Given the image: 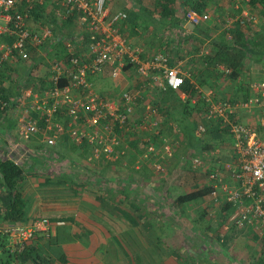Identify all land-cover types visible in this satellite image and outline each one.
Wrapping results in <instances>:
<instances>
[{"label": "crops", "instance_id": "1", "mask_svg": "<svg viewBox=\"0 0 264 264\" xmlns=\"http://www.w3.org/2000/svg\"><path fill=\"white\" fill-rule=\"evenodd\" d=\"M130 1L129 4L123 1L119 11L129 12L134 4L142 6L146 0ZM156 2L153 0L151 12L156 9ZM187 3L189 6L199 4L201 13L209 16L208 20L200 26H191L183 18H177V23L163 29L168 28L164 35L161 29L155 32L152 27L156 24L153 23L157 19L155 15L138 17L137 23L144 22L148 27L135 28L134 35L130 36L149 35L151 39L143 40L142 37L143 44L137 43L139 56L149 58L158 53L166 54L191 86V97L179 91L165 102L161 101L163 91L147 95L141 90L145 100L156 108L160 122L159 130L152 131L145 141L154 149L160 146L157 154L162 158L164 139L169 141L174 152L182 147L183 154H189L188 166L192 159H201V173L196 172L198 177L190 178L191 183L201 184V187L193 186L184 193L156 195L154 192L164 178L152 184L150 180L145 181V188H138L139 192L124 193L116 187L121 180L115 184L113 180L101 178L99 184L104 187L94 189V183L82 177L83 168L75 162H68L67 173L57 172L56 160L62 157L55 150L17 143L15 110L0 114V161L13 160L23 170L19 189L26 203L25 222L47 219L51 224L52 241L34 243L38 254L49 264H249L264 251V227L255 224L238 229L231 222L232 208L219 188L231 183L230 170L235 167L232 139L226 123L205 117L208 107L205 99L213 104L228 101L235 105L232 113L227 114L230 120L251 126L259 136H264V107L252 108L249 114L240 107L252 95L250 86L264 81V0H187ZM73 25L76 31V35L72 33L73 39L79 40L83 33ZM153 38L164 43L163 50L159 48L153 52ZM145 49L153 53L148 54ZM222 54L232 68L221 63L219 56ZM8 64L11 70L6 77L14 72L12 76L29 78L31 61L11 57ZM126 72H134V69ZM134 85L139 87V81ZM38 87L30 88L41 90ZM140 110L143 118L142 107ZM200 125L204 133L196 137L195 129ZM170 132L177 137L181 135V141L173 138ZM141 138L137 137L140 143L137 145L144 146L140 150L144 155L149 144L143 143ZM74 152L85 154L82 149ZM158 156L153 155L154 164H160ZM173 165L179 170L186 168ZM214 173L217 179L211 181L209 177ZM167 180L174 185L173 189L179 188L174 180ZM215 184L218 196H212L211 190L198 200L176 202L186 193L211 189ZM5 195L0 178V211ZM164 201L169 202V214H164Z\"/></svg>", "mask_w": 264, "mask_h": 264}, {"label": "built area", "instance_id": "2", "mask_svg": "<svg viewBox=\"0 0 264 264\" xmlns=\"http://www.w3.org/2000/svg\"><path fill=\"white\" fill-rule=\"evenodd\" d=\"M108 1L52 0L47 3L43 0H0V38L6 36L11 39L10 44L0 41V68L9 63L11 57L28 62V51L31 48L40 50L44 46L56 44L52 23L43 22L38 29L28 26L29 13L35 5L52 6L55 23L72 19L83 33L82 38L76 41L80 45L78 49H73L70 42H64L66 57L49 64L50 87L24 94L32 99L29 109L34 114L25 111L18 118L17 134L22 140L40 134V141L52 147L59 138L66 135L70 142L78 146L86 142L91 147L90 158L93 160L97 161L100 157L107 161L117 159L120 155L117 150L120 136L123 132L135 133L136 126L133 123L132 127L129 126V116L133 105L144 98L141 90L180 91L184 73L178 66L169 64L166 54L141 58L138 50H132L120 33V26L127 19V14L122 10L109 11ZM208 18L206 13H197L190 8L184 13V20L191 26H200ZM128 66L135 70L140 86L134 92H123L118 102L95 93L93 84L87 81L88 77L93 79L105 73L115 80L123 68ZM62 77L67 80V85L60 88L57 83ZM250 91L252 95L240 105L247 114L252 108L264 107V81L253 83ZM25 103L22 100V104ZM205 103L208 105L205 117L226 123L232 139L231 151L235 167L230 170L231 183L230 186L225 184L219 188L225 195L226 203L232 208L231 222L238 229L255 224L264 227V136H259L251 126L236 119L230 120L227 114L235 109V105L230 102L219 101L213 104L205 99ZM0 106L1 109L9 108L10 103L0 102ZM59 113L63 116L61 123L57 121ZM39 119L45 125L41 131L37 125ZM140 124L143 128L145 125L146 128L150 126L154 133L159 130L160 122L153 105L146 108L142 123L140 120L137 128ZM202 133L204 127L200 125L195 129V136L199 137ZM162 143L163 153L168 160L172 156L171 145L164 139ZM152 153L153 149L147 151V154ZM147 154L145 152L144 155L147 157ZM191 164L200 167L202 162L194 158ZM154 166L157 170L160 168L159 163ZM209 179L216 181L217 174H211ZM217 187V184L211 187L212 196H218ZM35 233L50 236L49 221L39 219L27 226L0 225V235L7 236L12 245L20 248Z\"/></svg>", "mask_w": 264, "mask_h": 264}, {"label": "trees", "instance_id": "3", "mask_svg": "<svg viewBox=\"0 0 264 264\" xmlns=\"http://www.w3.org/2000/svg\"><path fill=\"white\" fill-rule=\"evenodd\" d=\"M43 1L48 3V2H51L52 0H43ZM136 3H138L137 0H136ZM139 5H140L139 3L137 6H135L134 4L133 8L129 12H126L127 19L123 22V25H124L123 28H126L127 26L129 27L128 36L134 35L135 28L140 27L141 29H143L145 26H147L142 21H141L142 23L139 25L136 21L138 17L143 18L144 16V18L145 17L150 18L152 15H155L157 19H155L153 23H156V24L152 25V27L156 29L158 27L166 28L167 26H169V24L173 25L174 23H177L178 22L177 18L181 17L180 19L182 18L184 19V13L187 8H190L197 13H201V9H199V4L191 3V5L189 6L187 3V0H157L156 7H155L156 9L153 10L152 12L147 10L143 6L141 5L139 6ZM44 9H45V6L41 7L39 5H35L29 13L30 21L36 19L39 21L44 20L43 22L45 23L46 22L52 23L54 27V36L56 37L55 39L57 40L56 44L50 47L44 46L40 50L38 49L35 50L34 48H31L28 51V55H29L28 62L31 61V72L29 74L30 75L29 78H26V77L20 78V76H17L16 74H15L16 76L15 75L12 76L14 72L13 73L11 72L10 76L6 77L11 70L9 69L11 66L8 63L3 65L0 68V102L10 103L9 108L1 109V106H0V114L3 115L10 109H12L13 111L15 110L17 122H18V118L21 115H23L25 111H27V113L31 112L29 108L31 106L32 99L24 95V93L27 91L26 89L27 88L31 89L33 85L34 87L37 88L39 85L41 87L40 88L41 90L32 91L34 89H31L30 92H40L50 87V84L48 83V78L50 76L49 64L53 60H59V59H63L64 57H66L67 51H66L64 42H70L71 45L73 46V49H78L80 47V45L76 43L77 37L73 39V36H72V33L75 32L72 28V26H74L72 19H66L62 23L57 24L53 20L52 11L49 15L45 14L46 16H43L44 15L43 13H45ZM157 20L159 21V23L157 22ZM168 20L170 23L168 22ZM0 41L6 44L11 43V39L6 36H1ZM225 48L227 47L225 46ZM31 54H34V55L31 57L30 56ZM50 55L52 56V60H49V62H46L45 65L42 64V60H43L42 57L44 56L50 57ZM219 57H220V61L222 64H224L225 66L229 68H232L230 66L231 62L228 61L226 56L222 54ZM171 60L169 57V64L172 66ZM129 68L130 66L124 67L123 71H128ZM39 70H42V71H39ZM101 76L103 75H98L97 77L93 79H97ZM87 81L93 84L94 80H92L91 77H88ZM3 83L5 84V86ZM65 85H67V80L64 77L60 78V80L57 83V86L61 88ZM180 91L186 93L187 95H189V97L193 95L191 86L189 85L188 81L185 79L183 80V84L180 88ZM174 93L175 92L170 89H166L165 91L161 92V94H164V96L161 97V101L165 102L166 100L172 98ZM22 100H25L27 103L22 104ZM29 114L32 115L34 113L31 112ZM58 117L62 118L63 116L61 113H59ZM37 125L40 131L45 126L43 123V120L41 119L38 120ZM125 133L131 134V132H125ZM40 138H41L40 134H37L35 137H32L29 140H22L18 136L17 140L18 142H21L24 145H31L34 142H36L37 145L35 144V146L40 147L41 146L40 144L44 145L40 141ZM62 139H65V142H68L70 144V149H72L73 151H75L76 149H82L83 152L88 155L91 149V147L86 142H83L80 146H78L77 144L73 142H70V140L66 137V135L62 136L61 140ZM129 143H130L131 148L135 147V142L129 141ZM121 144L119 143V146H117V150L119 151V153H123L124 151ZM119 157H122V156L119 155ZM97 161L100 164L102 163L105 167H108V161L105 160L103 157H100ZM22 177H23V170L20 165L16 164L13 160H10V159L0 161V178L2 182V187L5 190V194H6L3 199L4 200L3 209L0 211V225L1 224H11V225L27 226L30 223L35 221L33 220L28 223L25 222L26 221V216H25L26 203L19 189V183L21 182ZM210 192H211L210 188L189 192V193H186L178 197L176 202L181 203V204L189 203V202L198 200L208 195ZM51 238H52L51 234L50 236H45L42 233H35L29 241L22 243V247L20 248L17 245H12L10 242V238H8L7 236L0 235V264H49L48 260L47 261L44 260V258H41V256L38 254L37 251L39 250L36 249V245L34 243L40 240H44L45 242L50 243L52 241ZM7 240L9 241V245L7 244ZM29 243L31 244L28 245ZM249 264H264V251H262L261 254L257 258L253 259L252 262H250Z\"/></svg>", "mask_w": 264, "mask_h": 264}, {"label": "rangeland", "instance_id": "4", "mask_svg": "<svg viewBox=\"0 0 264 264\" xmlns=\"http://www.w3.org/2000/svg\"><path fill=\"white\" fill-rule=\"evenodd\" d=\"M123 1L125 0H109V4H108V8L109 11L113 12V11H119L120 7L123 5ZM126 4H129L131 1L130 0H126ZM142 6L144 8H146L147 10L151 11V9L154 7L153 4V0H146L145 2L142 3ZM123 9V8H121ZM52 11V6L47 5L45 7V13H43V16H46L45 14L49 15ZM42 21H37L35 20H31L28 23V26L32 29H38L39 25L42 26L43 22ZM78 29V26L76 27ZM165 27H158L155 29V32L159 31V29H161V31H163ZM128 29L129 27L127 26L126 28L123 29V25L120 26V33L125 37L127 45L132 49H136L138 48L137 43L143 44L142 39H151V37L149 35H143L140 36L138 34V38L136 37H131L128 36ZM74 30V29H73ZM71 30V31H73ZM139 31V30H138ZM76 32V31H75ZM80 32L79 30L77 31V33ZM160 32V31H159ZM163 32L164 35L168 33V28L165 29ZM72 33V32H71ZM143 33V32H142ZM76 34V33H75ZM159 37V35H157ZM162 36V35H161ZM168 36V35H166ZM143 37V38H142ZM131 38H134L133 40H131ZM142 38V39H141ZM141 39V41H140ZM154 40V44L152 48L153 50L151 51H147L148 54L153 53L157 50H163L164 49V43H162L161 41H156L157 39L153 38ZM136 42V43H135ZM156 43V44H155ZM163 46V47H162ZM167 49V48H166ZM153 51V52H152ZM34 54H31L30 56L32 57ZM52 55V54H51ZM44 56L42 57V64H46V62H49V60H52V56ZM131 69V68H129ZM132 70V69H131ZM42 71V70H39ZM93 81V90L100 96L106 98V99H111V100H116L118 102L120 95L123 92H129L132 91L134 92L136 90V88L138 87L137 85H134L137 83V81H139L137 79V74L134 70V72H126V71H122L120 76L113 80L111 79L108 74H104L103 76L97 78V79H92ZM131 86V87H130ZM156 91V90H155ZM155 91H151V92H145V94L147 95H151L152 93L154 94ZM146 95V96H147ZM150 99L152 100V97L150 96ZM27 103V102H26ZM153 104L150 103L149 101H146L145 98L144 100L141 102H137L133 105V111L131 113V115L129 116V126L132 127V123L136 126V128L134 129L135 133H125L123 132V135H119L120 136V144L122 146V148L124 149L123 153H120V156L122 157H118V159L115 160H108V167H105L102 163L100 164L98 161L96 162V160H93L92 158H90V151L87 154H80L79 152H74L72 149H70V144L68 142H65V139L59 138L58 141H56V144L52 147H47L45 144L42 145L40 144L42 147H46L47 149H53L55 150L61 157L62 159L58 158L56 160V169H58L57 172L59 173H67V170H69V165L68 162L72 161L75 162V165H79V167L81 166L83 169L82 172V177H87L88 179L91 180V182L94 183V189L97 188H103L104 186H100L99 182H101V178H107V180H113V182L115 184H118L119 181L117 180H121L119 185H117L116 187L120 190L119 192H124V193H128V192H139L138 188H145L144 184L145 181L150 180L149 183L152 184V181L155 182H159V180L164 179L165 181L161 182V184L159 185L160 188L158 190H155V194L158 195H164L167 193H184V192H188L191 189H193V186H198V183H191V179L190 178H196V176L198 175L196 172H200L199 167L195 168V167H190L187 164V158L189 159V157L187 155H189L187 152H185V154H183V148L180 147L181 149L179 150H174L171 147V157L168 158L165 157L164 158V153H161L163 158L158 156L157 154V150H160V146L159 149L157 147V149H154V147H151L150 143L146 142L145 140L149 137H151L152 133V129H150V126L146 128H143L144 126L142 124H140V126H138L139 128H137V124H139L140 120L142 123V119H140V112H141V107L143 109V112L145 114L146 108L149 106H152ZM154 106V105H153ZM140 110V112H139ZM142 112V113H143ZM17 119V117H16ZM58 122H63L62 118H57ZM244 122V121H243ZM17 127H18V122H17ZM146 133L147 135H144V137L141 135L142 133ZM170 135L176 137V138H180V141L182 139L181 135H179L178 137L174 134H172V132H170ZM169 135V136H170ZM118 136V137H119ZM137 137L141 138L143 143H148L149 146L147 145L145 147L144 152L153 149V153L152 154H147V157L145 155H143V153L140 151L142 149V147L144 146H139L137 144H140L138 142ZM175 138V139H176ZM135 142V147L130 146L129 141ZM179 141V139H177ZM169 142V141H168ZM17 143L18 140H17ZM40 143V141H39ZM35 144L37 145L36 142H34L33 146H35ZM156 146H158L156 144ZM181 145H178V147ZM129 148V150H128ZM162 148V147H161ZM152 151V150H151ZM156 152V153H155ZM162 152H163V148H162ZM56 153V154H57ZM158 156V158L160 159V168L157 170V168L154 166V162H153V157L152 156ZM187 156V157H186ZM183 157V159H181ZM120 158V159H119ZM134 158V160H133ZM165 160V163H164ZM175 163V165H183L186 168L184 169H176L175 166L173 165ZM177 167V166H176ZM201 173V172H200ZM203 174V173H202ZM193 176V177H192ZM198 177V176H197ZM153 179V180H152ZM167 179H172L176 182V184H179V188L177 189H173V186H171L169 184V180ZM180 179V182H177ZM97 181V182H96ZM101 184H104L103 181ZM194 184V185H193ZM177 186V185H176ZM199 187H201V184L199 185ZM148 188H152V186L148 185ZM156 189V188H155ZM144 192L146 191V189L143 190ZM154 194V198H156V195ZM158 197V196H157ZM162 197V196H161ZM165 197V196H164ZM167 197V196H166ZM166 200V198H165ZM157 201V198H156ZM158 203V201L156 202V204ZM161 203V202H159ZM169 203V202H168ZM168 203H165L164 201V205H165V211L164 214H169L168 210ZM7 244L9 245V241L7 240Z\"/></svg>", "mask_w": 264, "mask_h": 264}]
</instances>
